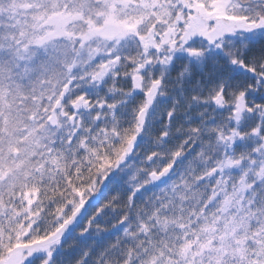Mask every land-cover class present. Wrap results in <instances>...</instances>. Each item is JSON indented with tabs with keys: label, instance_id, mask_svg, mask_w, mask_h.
<instances>
[{
	"label": "snow or ice",
	"instance_id": "6c2138e0",
	"mask_svg": "<svg viewBox=\"0 0 264 264\" xmlns=\"http://www.w3.org/2000/svg\"><path fill=\"white\" fill-rule=\"evenodd\" d=\"M0 264H264V0H0Z\"/></svg>",
	"mask_w": 264,
	"mask_h": 264
}]
</instances>
